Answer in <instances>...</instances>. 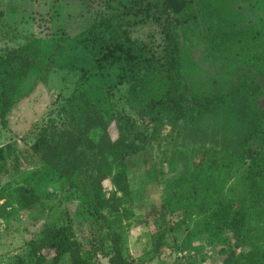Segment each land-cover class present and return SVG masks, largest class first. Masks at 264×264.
Masks as SVG:
<instances>
[{"label": "trees", "instance_id": "1", "mask_svg": "<svg viewBox=\"0 0 264 264\" xmlns=\"http://www.w3.org/2000/svg\"><path fill=\"white\" fill-rule=\"evenodd\" d=\"M179 8L165 14L157 0H130L113 12H98L94 24L85 30L83 39L89 49L90 61L102 79L114 72L112 85L104 82L93 87L95 75L88 67L79 66V75L70 94L57 107L60 124L36 130L29 151L9 142L0 146V180L20 177L12 190L16 207L27 210L53 196L65 187L78 191L76 214L94 223L93 230L104 229L112 254L109 264H132L123 253V237L107 222V215L129 213L132 197L125 178L126 160L139 149L131 140L136 136L137 121L157 125L164 117L170 122L195 120L211 114L238 96L257 77H264V37L258 31L232 28L221 32L211 42L210 50L218 54L232 52L243 58L253 70L224 93L207 94L188 85L175 27L200 14L202 0H177ZM179 12H182L180 16ZM186 12V15L184 13ZM0 10V20L2 18ZM183 16H186V18ZM148 20L161 24L163 46L160 51L131 37L129 27ZM0 129L6 127L11 109L22 99L20 90L36 57L26 47L9 49L1 58ZM49 63L38 66V78L48 71ZM124 86L126 104L131 115H117L112 92ZM264 97V93H263ZM254 127L248 133L238 154L226 155L223 162L203 156L178 182L173 195L150 208L148 218L159 225L154 236L152 256L160 254L168 231L182 224L189 240L202 241L216 247L223 243L219 264H264V101L251 109ZM114 126L117 137L112 139ZM96 136H93V133ZM145 140V137H142ZM23 161L30 170L20 172ZM242 169V192L237 201H229L224 194L231 178L227 165ZM197 208L198 226L189 229L188 211ZM181 212L175 226L168 214ZM189 212V213H190ZM143 224H140L142 226ZM25 257H17L13 264H85V246L76 238L73 225L62 222L54 209L31 230H26ZM224 232V237L222 236Z\"/></svg>", "mask_w": 264, "mask_h": 264}, {"label": "rangeland", "instance_id": "2", "mask_svg": "<svg viewBox=\"0 0 264 264\" xmlns=\"http://www.w3.org/2000/svg\"><path fill=\"white\" fill-rule=\"evenodd\" d=\"M130 0H0L3 15L0 20V58L11 48L26 47L36 57V66L25 79L20 95L22 99L7 116L6 127L0 129V146L16 143L29 151L36 130L60 124L57 113L60 102L67 97L79 75V66L88 67L95 75L92 85L104 82L112 85L116 81L114 72L98 75L90 61L89 49L83 39L85 30L94 24L98 12L111 13ZM200 14L195 20L177 24V35L184 77L188 85L203 93H224L253 69L243 58L232 52H211V42L221 32L232 28L258 31L264 37V0H202ZM164 13L180 7L177 0H157ZM182 12H179L180 16ZM186 15V12L184 13ZM186 18V16H183ZM161 24L148 20L144 24L129 27L130 35L160 51L163 46ZM49 63L48 71L38 78V66ZM2 66L0 64V74ZM264 77H257L238 96L211 114L195 120L182 119L170 122L164 117L160 124L147 120L137 121L138 130L131 140L139 151L126 160L123 167L132 197L130 212L107 215L108 225L123 237V253L132 264H219L220 249L225 246L216 242V247L201 240H189L182 224L175 231H168L158 256H152L154 236L159 225L148 218L151 206L159 205L169 198L178 183L185 185L183 178L202 157H211L223 162L226 155H235L254 127L251 109L264 101ZM111 98L117 115H131L125 100V88L115 89ZM93 133V136H96ZM112 139L117 137L114 126L110 128ZM145 137L143 140L142 137ZM229 166V167H228ZM231 178L226 182L224 194L227 200L237 201L242 192L240 176L242 169L234 164L227 165ZM30 170L23 161L20 172ZM20 177H4L0 180V264H13L17 257H25L27 248L26 230H31L44 220L52 208L62 222L69 221L76 238L86 248L85 264H109L112 254L105 230L76 214L78 191L63 188L41 204L20 210L12 198L13 188ZM188 211L189 229L198 226L197 208ZM181 212L175 209L167 220L175 226ZM140 224H143L140 226ZM159 226V227H158ZM224 237V232H222ZM258 237V236H257ZM253 236L254 244L258 243ZM61 264H69L64 258Z\"/></svg>", "mask_w": 264, "mask_h": 264}]
</instances>
